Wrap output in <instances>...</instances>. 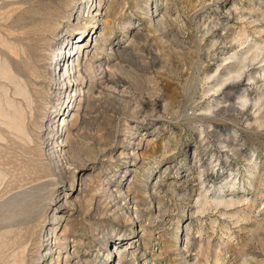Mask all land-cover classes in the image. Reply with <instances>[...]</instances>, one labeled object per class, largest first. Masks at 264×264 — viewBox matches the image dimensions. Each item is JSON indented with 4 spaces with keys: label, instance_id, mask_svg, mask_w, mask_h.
Listing matches in <instances>:
<instances>
[{
    "label": "rangeland",
    "instance_id": "obj_1",
    "mask_svg": "<svg viewBox=\"0 0 264 264\" xmlns=\"http://www.w3.org/2000/svg\"><path fill=\"white\" fill-rule=\"evenodd\" d=\"M0 131V264H264V0H0Z\"/></svg>",
    "mask_w": 264,
    "mask_h": 264
},
{
    "label": "bare ground",
    "instance_id": "obj_2",
    "mask_svg": "<svg viewBox=\"0 0 264 264\" xmlns=\"http://www.w3.org/2000/svg\"><path fill=\"white\" fill-rule=\"evenodd\" d=\"M63 64H64V62H63ZM62 71H63V69H61V72H62ZM1 131H2V130H1ZM1 131H0V132H1Z\"/></svg>",
    "mask_w": 264,
    "mask_h": 264
}]
</instances>
